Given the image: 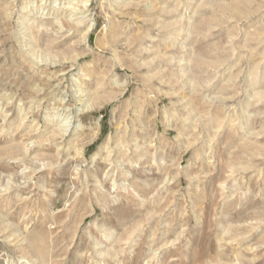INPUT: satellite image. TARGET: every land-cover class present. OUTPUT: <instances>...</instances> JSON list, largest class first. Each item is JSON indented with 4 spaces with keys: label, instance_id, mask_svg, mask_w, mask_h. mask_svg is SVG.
<instances>
[{
    "label": "rangeland",
    "instance_id": "rangeland-1",
    "mask_svg": "<svg viewBox=\"0 0 264 264\" xmlns=\"http://www.w3.org/2000/svg\"><path fill=\"white\" fill-rule=\"evenodd\" d=\"M0 264H264V0H0Z\"/></svg>",
    "mask_w": 264,
    "mask_h": 264
},
{
    "label": "bare ground",
    "instance_id": "bare-ground-1",
    "mask_svg": "<svg viewBox=\"0 0 264 264\" xmlns=\"http://www.w3.org/2000/svg\"><path fill=\"white\" fill-rule=\"evenodd\" d=\"M91 26H93V24H92V23H91ZM212 122H213V121H212ZM214 122H215V121H214ZM66 123H69V121H66ZM79 125H80V124H79ZM67 126H68V128H67V129H65V130H64V132L62 131V132L64 133V135H65V134H67L68 130L70 129V123H69V124H67ZM67 126H66V127H67ZM66 127L64 126V128H66Z\"/></svg>",
    "mask_w": 264,
    "mask_h": 264
}]
</instances>
